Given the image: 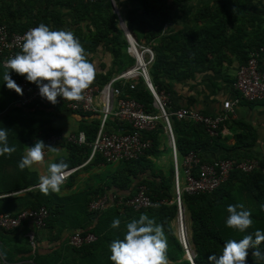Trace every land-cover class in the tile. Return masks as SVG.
<instances>
[{
  "label": "trees",
  "instance_id": "16d2710c",
  "mask_svg": "<svg viewBox=\"0 0 264 264\" xmlns=\"http://www.w3.org/2000/svg\"><path fill=\"white\" fill-rule=\"evenodd\" d=\"M113 1L117 8L129 7L123 15H120L127 31L138 45L139 43L149 44L154 52V61L149 66L148 75L152 86L157 91L168 92V83L190 79L205 70L220 72L223 67L231 65L234 61L238 62L239 66L243 65L252 49L264 45V26L257 23L259 20L264 21V7H258L250 0H214L203 4L194 13L195 24L188 30L175 33L165 29V26L173 20L171 6L176 7L193 0ZM64 10L66 12H62ZM65 16L69 17L71 26L75 28L74 34L85 48L87 56L98 48L110 54L109 66L106 65L105 71L96 75L94 83L102 86L134 65V59L127 53L128 43L125 33L118 27V15L113 12L111 0H98L95 3H83L81 0H0V24L6 25L10 32L22 33L40 23L56 30L65 23ZM248 32H250L251 41H246L249 38ZM225 51H228L232 57L226 55ZM4 70L7 71V69ZM9 75L16 83L23 78L14 71H10ZM2 83L0 73V114L9 109L8 113L0 115V127L9 130V145H14L17 150L11 155L0 156V214L8 213L15 216L23 209L35 210L44 207L48 212V217L45 226L40 229L54 228L56 223H62L59 229L61 231L68 228L71 230L70 234L79 231L82 234L92 233L96 236L94 243L80 248H73L66 242V250L69 251L68 254L71 257L91 256L100 264H113L106 256L102 257L100 248L103 246L104 238L99 234L103 226L101 219L106 214L105 211L112 208L106 207L103 212L96 213L89 212L87 205L91 200L109 192L111 196L131 197L136 192V188L143 185L147 188V195L152 201H163L164 204L154 209L138 212L130 209L121 210L113 205L114 211L129 217L147 214L149 218H154L156 223L163 227L168 246L173 252L170 258L172 260L181 258L184 251L171 230L177 214L174 202L172 159L166 176L150 172L148 157L154 155L155 131L146 135L152 140V147L137 160L118 163L108 180L94 190L91 199L84 203L86 207H82L81 211L77 210L75 218L69 222L64 220L66 205L55 204L52 194L43 196L40 190L36 192L30 190L24 193L23 199L9 197L10 194L28 190L35 184L31 176H28L26 169L20 170L17 166L23 156L25 144L32 146L37 140L44 142L51 135H61V133L51 127H44V123L35 119L32 113L24 111L35 109L39 112L40 109L33 106L26 108L13 106L16 94ZM115 85L121 87L120 82ZM125 89L126 94L142 104L146 110H151L152 96L141 79L135 83L132 90L129 89V85H126ZM77 115L83 116L84 114ZM99 122L97 119L81 128L88 143L94 139ZM113 123L112 127H115L117 122L113 121ZM170 123L174 136L176 159L182 160L189 152H194L203 163L211 162L203 160L200 151L210 145H215L217 138L210 139L204 128L198 124L177 121L174 118ZM59 145L68 151V157L63 159L68 165L66 170L79 165L90 154V149L86 145L77 146L65 140ZM240 148H242V143L239 142L231 150L236 152ZM80 155L83 159L79 158ZM220 159H232L239 162L244 159L257 158L226 156ZM257 160L260 167L264 168V160ZM90 163L91 165L107 164L99 156L94 157ZM193 173L195 174L196 170ZM237 194L241 195L240 201L244 199V195L246 196L245 200L249 205L246 209L252 213L253 223L247 231L250 233H254L257 229L264 231V210L261 209L264 205V176L261 170L251 173L233 170L227 181L211 193L181 195V205L190 220L189 243H192L195 251L193 264H209V256L215 253L219 255L226 241L243 237V234L226 235L221 231V225L225 226L228 215L227 206L236 204ZM95 220H98V224L88 229L87 227ZM19 228L20 226L10 231L0 230L2 258L13 264L28 260L34 264H44L38 260L40 256L33 252L28 236L24 238L15 236ZM104 248H107V245ZM258 250L264 251V242L258 245ZM253 251L252 248L247 250L246 259ZM58 252L54 251L46 255V258H52L54 264L62 257ZM177 264L190 263L181 261Z\"/></svg>",
  "mask_w": 264,
  "mask_h": 264
},
{
  "label": "built area",
  "instance_id": "2783aa9c",
  "mask_svg": "<svg viewBox=\"0 0 264 264\" xmlns=\"http://www.w3.org/2000/svg\"><path fill=\"white\" fill-rule=\"evenodd\" d=\"M83 3H95L98 0H81ZM33 28V27H30ZM22 33L10 32L8 27L0 24V66L6 69L4 61L20 51ZM128 43L127 53L131 55V49L138 52L141 57V66L137 67L136 57L133 55L134 65L111 78L107 83L99 86L92 83L85 90L83 98L79 101H67L57 97V102L52 104L39 95L35 83L27 82L23 77L17 82L23 94L18 95L12 103L13 106L26 108H45L59 106L75 114L98 115L99 127L94 139L88 143L83 132L64 135H51L44 144L47 146H58L63 140L77 146L86 145L90 154L85 163H89L96 156L102 158L107 164L116 165L123 161L137 160L152 147V140L146 135L156 130L160 122L164 125V131L168 137L169 148L174 164V195L177 214L175 218L174 234L182 247L186 259L193 264V257L190 253L187 228L184 222V208L181 205V195L208 194L218 189L227 181L233 170L243 173H251L261 170L264 176V168H261L257 159H244L235 162L232 159H215L209 163H203L200 157L189 152L180 163L183 171L184 182L180 185L179 171L176 163V148L171 128V120L186 121L192 124L201 125L210 139L219 136L221 125L234 115V107L240 102H264V45L252 49L248 53L246 62L237 68L234 81L231 84L236 96L232 102H224L222 111L215 116L204 115L188 108L171 109L168 94L164 91H157L149 80L148 69L154 61V54L143 46H139L131 40L130 35L125 34ZM149 54V57H144ZM141 79L152 96L151 110L137 102L134 98L125 93V86L134 88L135 83ZM120 82L121 87H116ZM47 83V81H44ZM113 120L115 127L107 128V122ZM47 152V151H46ZM46 154V153H45ZM79 167L65 170L62 185L72 176ZM196 170L194 174L193 171ZM111 198V200H110ZM109 201L121 209H130L134 212L154 209L163 201H152L147 195V188L140 185L131 197L122 195L109 196L105 194L91 200L87 209L89 212L101 213L105 210ZM48 217L44 207L35 210H24L13 216L8 213L0 214V230L10 231L18 228L25 222H30L36 229L43 228ZM32 241L33 235L27 234ZM92 233L82 234L74 231L69 235L67 244L73 248H80L96 241ZM0 264H13L4 260L0 254Z\"/></svg>",
  "mask_w": 264,
  "mask_h": 264
},
{
  "label": "crops",
  "instance_id": "0c3cea01",
  "mask_svg": "<svg viewBox=\"0 0 264 264\" xmlns=\"http://www.w3.org/2000/svg\"><path fill=\"white\" fill-rule=\"evenodd\" d=\"M212 0H193L190 2L178 5L173 10V20L167 25L172 26V33L177 31H185L190 29L194 24V13L199 8V6L207 3H211ZM258 7H264V0H254L252 1ZM129 7L122 6L117 8L118 13L123 15ZM62 12H66L65 10ZM66 20V19H65ZM257 21L258 24L264 26V21ZM69 24V19L67 21ZM166 25V31H169L170 27ZM60 28V27H59ZM57 28V29H59ZM62 29V28H61ZM63 29L69 30V27L64 26ZM249 38L246 41H251L250 32L247 33ZM247 36V37H248ZM226 55L232 57L228 51H225ZM94 59L92 63L95 65L96 74H100L105 71V59H110V54L106 51L98 48L95 52L91 54ZM109 66V64H108ZM239 63L234 61L231 65L223 67L220 72H214L212 70H205L200 74L194 75L192 78L187 80H182L180 82H170L168 83V92L171 109L176 110L179 108H188L195 110L204 115L215 116L222 111V104L224 102H232L236 96V93L232 90L231 84L234 81L235 74ZM40 111L25 109V113H32L33 117L40 122L44 123V127H51L52 129L59 130L61 135H68L72 133H77L81 131L84 125L91 124L94 120L99 119L97 115H77L63 109L62 107H47V108H37ZM234 115L229 117L220 128L219 136L215 145H210L206 149L200 151L201 157L205 161H213L215 159H220L226 156H250L252 158H257L264 160V102H244L240 101L236 107L233 109ZM38 112V113H36ZM113 120L107 122V128H112ZM156 144L154 146V155L149 156L150 160V172L153 174H162L166 176L167 171L171 166V151L169 148L168 137L164 131V125L162 122L159 123L155 130ZM242 143V148L238 151L233 152L231 148L236 143ZM26 147H31L25 144L23 149V154L26 151ZM58 148V151L48 150L45 154V159L33 165L31 168H26L28 176L35 181L34 186L25 191L14 192L9 195V197H18L20 199L24 198V193L32 190L33 192L39 191L37 187L39 183V177L47 174V166L50 162H57L59 159H65L68 157V151L66 148L60 145L54 146ZM80 159L83 157L80 155ZM87 159V158H86ZM84 159L79 165V169L66 180V183L60 186V190L57 192H49L47 194L43 193V196H50L52 194V200L55 204H65L66 205V215L64 220L69 222L75 218V212L77 210L81 211L82 207H86L84 203L91 199V195L94 190L98 189L106 182L109 176L117 168L116 165L109 164H98L91 165V163H85ZM182 160H180V163ZM149 172V173H150ZM27 178L29 179V177ZM233 184L236 182H232ZM134 185V184H133ZM111 196V193H108ZM246 196L241 201L240 194L236 195V204H244L245 208L249 205L246 203ZM111 200V198H110ZM245 201V202H244ZM21 206V204L19 205ZM108 207L112 209H107L105 211L103 222L101 225L102 231L100 235L104 240L103 246L100 250L102 251L103 258H109L110 251L109 245L114 239H122L125 229V224L131 219H138L137 217H129L125 214L117 213L113 209V204L109 201ZM107 207V208H108ZM24 211V209L22 210ZM81 217V216H80ZM114 218H119L121 220V226L119 229H112L110 224ZM188 218V240H190V220ZM154 219V218H152ZM98 224V220H95L88 229H92ZM62 223H56L54 228L50 229H36L32 226L30 222L23 223L18 229L16 237L24 238L27 234H32L33 238L31 247L33 252L40 256L38 259L44 264H53L52 258H46V255L52 254L54 251H59L62 257L54 264H100L93 260V257H71L66 250V242L71 233L68 228L59 230ZM171 230L174 234V227L171 226ZM221 231L226 235H244L250 233H239L238 231L226 227V225H221ZM29 240V238H28ZM107 248H104L106 247ZM190 253L195 256V251L192 243H189ZM106 251V253L104 252ZM184 253V252H183ZM264 253V251L262 252ZM216 254V253H215ZM173 255L171 248L168 246L167 258L169 264H177L181 261H189L186 259L185 254L181 256L180 259L172 260L170 256ZM87 256V255H86ZM17 264H34L32 261L28 260L26 262H18ZM38 264V263H35ZM246 264H264V261H260L256 257L249 256L246 259Z\"/></svg>",
  "mask_w": 264,
  "mask_h": 264
},
{
  "label": "clouds",
  "instance_id": "9594fccd",
  "mask_svg": "<svg viewBox=\"0 0 264 264\" xmlns=\"http://www.w3.org/2000/svg\"><path fill=\"white\" fill-rule=\"evenodd\" d=\"M7 69L2 80L7 89L22 95V89L9 75L10 71L23 76L27 82L35 83L39 95L55 104L57 97L67 101H79L96 77L95 65L87 59V53L80 40L71 30L50 29L44 23L30 28L22 37L20 51L4 61ZM47 81V83H44ZM8 133L0 127V156L11 155L16 147L9 145ZM58 151L57 147L47 146L37 140L18 161V168L24 170L42 162L46 151ZM67 163L50 162L47 174L39 177L37 187L47 194L57 192L63 183ZM264 210V205L261 206ZM225 225L239 233H246L253 223L252 213L244 204L228 205ZM121 220L114 218L112 229H119ZM264 242V231L244 234L241 239H229L222 252L209 256V264H246L247 250L254 249L252 256L264 261V253L258 245ZM168 242L162 225L157 224L147 214L126 222L122 239H114L109 245V260L113 264H169Z\"/></svg>",
  "mask_w": 264,
  "mask_h": 264
},
{
  "label": "rangeland",
  "instance_id": "374dc122",
  "mask_svg": "<svg viewBox=\"0 0 264 264\" xmlns=\"http://www.w3.org/2000/svg\"><path fill=\"white\" fill-rule=\"evenodd\" d=\"M214 0H212V2H213ZM250 1H254V0H250ZM188 2H190V1H188ZM171 9H172V13H173V10L175 9V6H171ZM118 15H119V18L122 20V18H121V16H120V14L118 13ZM173 16V15H172ZM68 16H65L64 17V20H65V23L63 24V26H61L59 29H63V27L64 26H66V27H69V30H71L73 33H74V29L75 28H73L72 26H71V23H70V20H69V24L67 23V21H68ZM123 21V20H122ZM117 22H118V27L121 29V27H120V25H119V21L117 20ZM172 22V21H171ZM168 27H170V25H167ZM165 29H166V26H165ZM172 29V26L170 27V29L169 30H171ZM85 32V30L83 29V33ZM133 37V36H132ZM138 44V43H137ZM139 46H143V47H145V48H148L153 54H154V52H153V50L151 49V47H150V45L149 44H144V43H139ZM131 58H132V56L130 55V54H128ZM144 57H146V58H148L149 57V54H145V56ZM87 59L90 61V62H92L94 59L91 57V55H89V56H87ZM105 61V63L104 64H106V65H108V64H110V59H105L104 60ZM131 67V66H130ZM129 67V68H130ZM5 72V70L2 68V67H0V73L1 74H3ZM97 75V74H96ZM176 163H177V166H178V168L180 167V160L179 159H176ZM174 164H175V162H173V159H172V166H173V168H174ZM179 179H180V185L182 186L183 185V182H184V177H183V171H182V168H180V170H179ZM184 224H185V226H186V228H187V230H188V216H187V213L186 212H184ZM174 225H175V223H174Z\"/></svg>",
  "mask_w": 264,
  "mask_h": 264
},
{
  "label": "water",
  "instance_id": "95a60500",
  "mask_svg": "<svg viewBox=\"0 0 264 264\" xmlns=\"http://www.w3.org/2000/svg\"><path fill=\"white\" fill-rule=\"evenodd\" d=\"M111 3H112L113 12H114L115 14L118 15V10H117V7L115 6L114 1L111 0ZM118 21H119V25H120L122 31H123L126 35H130L131 40H132L134 43H136L135 39H134V38L132 37V35L127 31L124 22L119 18V15H118ZM8 110H9V109H7L4 113H2V114H0V115H3V114L8 113Z\"/></svg>",
  "mask_w": 264,
  "mask_h": 264
},
{
  "label": "bare ground",
  "instance_id": "6f19581e",
  "mask_svg": "<svg viewBox=\"0 0 264 264\" xmlns=\"http://www.w3.org/2000/svg\"><path fill=\"white\" fill-rule=\"evenodd\" d=\"M130 53H131V55L136 57L137 67L141 66V57H140L139 53L138 52L136 53V51L133 49H131Z\"/></svg>",
  "mask_w": 264,
  "mask_h": 264
}]
</instances>
